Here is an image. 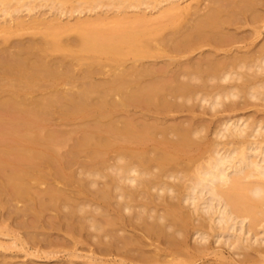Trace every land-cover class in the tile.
Returning a JSON list of instances; mask_svg holds the SVG:
<instances>
[{
    "label": "bare ground",
    "instance_id": "6f19581e",
    "mask_svg": "<svg viewBox=\"0 0 264 264\" xmlns=\"http://www.w3.org/2000/svg\"><path fill=\"white\" fill-rule=\"evenodd\" d=\"M12 250L22 264H264V0H0Z\"/></svg>",
    "mask_w": 264,
    "mask_h": 264
},
{
    "label": "rangeland",
    "instance_id": "374dc122",
    "mask_svg": "<svg viewBox=\"0 0 264 264\" xmlns=\"http://www.w3.org/2000/svg\"><path fill=\"white\" fill-rule=\"evenodd\" d=\"M105 3H106V1H105ZM102 4H104V1L102 2ZM106 5H108V3H106ZM106 5L104 4V6H106ZM102 7H103V6H102ZM102 7H101V8H102ZM101 8L99 7V9L97 10L99 13L102 11V9H103L104 11H107V10L110 9V8H106V9H107V10H106L105 7L102 8V9H101ZM100 10H101V11H100ZM96 13H97V12H96ZM164 24H166V23L163 22V23L160 24V25L163 26ZM69 61H70V63H73V62H74V63L72 64V65H73L72 68L75 67V68H73V69H75L76 72L79 71L78 73H80V72L84 69V68L80 69L81 67L78 68V66H77L78 63H77L76 61H74V60H68L67 63H68ZM70 63H68V64L71 66ZM76 63H77V65H75ZM70 68H71V67H70ZM72 68H71V70H72ZM108 68H109V67H106L105 69L103 68L102 70H104V71L106 72V71H108V70L110 69V68H109V69H108ZM119 69H121V68H119ZM75 70H74V71H75ZM80 70H81V71H80ZM89 70H90V69H89ZM89 70H88V71H89ZM99 70H100V71H99ZM72 71H73V70H72ZM95 71H96L95 73H97V76L94 77L95 74L92 75V78H93L94 81L97 80V79H101V78H102V76L100 77V74H98V73L101 72V69L96 68ZM97 71H98V72H97ZM93 72H94V70H93ZM91 74H92V72H91ZM97 81H98V80H97ZM64 88L67 89V87H64ZM67 93H68V92H67ZM93 95H95V94H93ZM93 95L89 96V97H90V98H89V102H90V103H91V102L94 103L95 100H97V101L101 100V99L98 100V96L95 97V96H93ZM96 95H98V94H96ZM99 96H100V95H99ZM96 98H97V99H96ZM86 104H87V103H86ZM251 111L254 113V110L251 109V110H247L246 112H243V115H245L247 112H248L247 115H248V114H249V115H252V114H251V113H252ZM254 114H255V116H256L257 113H254ZM183 115H184V114H183ZM247 115H245V116H247ZM21 116H22V114H21ZM259 116L261 117V116H263V114L261 115V114H259V112H258L257 117H259ZM207 118H209V117H207ZM110 154H111V153H110ZM111 156H113V155H108V160H109V161H107V164H113V160H112V159H113L114 156H113V157H111ZM109 157H110V158H109ZM84 161L87 162L88 159L85 158V157H80V159L78 158V159L75 161V163H73L72 168L70 169L69 173H70V172L73 173V172H75V171H80V166H81V164L84 163ZM110 161H111V162H110ZM76 162H77V163H76ZM73 168H74V169H73ZM76 169H77V170H76ZM71 170H72V171H71ZM102 181H103V180H102ZM43 185H44V184H43ZM43 185H41L43 188H42L41 186H39V188L41 187L40 189H42V190H44V189L46 188V185H44V186H43ZM57 187L62 188V187H63V184H62V185H61V184H58ZM92 195H95V194H92V193H91V200L93 199L92 201L95 202V204H98V205H100V206L104 205V202L102 203V201H100V199H98L96 196L92 197ZM95 200H96V201H95ZM97 200H98L99 203L97 202ZM96 202H97V203H96ZM100 202H101V203H100ZM14 203H15V202H14ZM14 203H12V204H14ZM7 204H8V203H7ZM16 204H17V203H16ZM21 204H22V203H21ZM21 204H20V202H19V204H17V205L21 207V206H22ZM8 206H10V205H8ZM4 240H5V241H4ZM2 241H3V242H9V241H6L5 238L2 239ZM81 253H82L81 255H86V252H85L84 250H82ZM7 255H9L10 257L7 256ZM22 255H23V254L17 253V252L14 251V250H12V251H8L7 253L4 254V256H7L6 258H10V259H13V258H14L13 260H15V261L12 260L13 264H19V262H21L20 264H22L23 261H24V263H25L26 259H25L24 257H21ZM2 256H3V254L0 255V262H2V258H1ZM4 256H3V257H4ZM11 256H12L13 258H11ZM23 258H24V259H23ZM61 260H62V259H61ZM61 260H60V261H61ZM105 260H106V259H105ZM105 260H104V261H105ZM115 260H117V259H115ZM81 261H82V262H81ZM81 261H80V260H74L73 263H74V264H86V261H84V260H81ZM76 262H77V263H76ZM41 264H54V263H41ZM56 264H57V263H56Z\"/></svg>",
    "mask_w": 264,
    "mask_h": 264
}]
</instances>
